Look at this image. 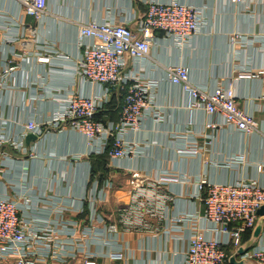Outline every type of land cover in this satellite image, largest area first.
<instances>
[{
    "label": "crops",
    "instance_id": "obj_1",
    "mask_svg": "<svg viewBox=\"0 0 264 264\" xmlns=\"http://www.w3.org/2000/svg\"><path fill=\"white\" fill-rule=\"evenodd\" d=\"M155 1L199 9L202 27L185 45L161 37L150 57L128 60L127 74L156 82L153 104L162 118L146 115L137 130L124 136L134 153L116 161L105 159L104 166L99 146H89L75 130L54 129L50 123L63 113L70 93H104L76 75L82 55L80 26L121 21L134 27V18L147 7L139 0H48L40 19L26 17L21 22L17 2L0 0V74L13 68L0 83V131L7 139L21 141L28 122L46 127L30 145L24 139L25 151L3 146L0 197L15 201L32 228H52L57 241L77 250L66 264H184L191 234L188 219L197 217L207 236L223 238L203 221L200 180L211 185L253 180L264 186V0H245L243 5L231 0ZM236 35L246 45L233 44ZM43 55L48 63L38 61ZM174 65L186 67L190 82L200 89L232 87L239 107L255 117L257 131L247 135L224 126L219 115L191 108L190 94L168 80L167 69ZM246 73L251 77H241ZM108 118V123L116 120ZM208 123L217 126L207 129ZM194 146L197 149L191 150ZM136 173L158 179L160 191L172 199L163 223L147 219L152 227H160L159 232L128 229L121 221L132 203ZM94 193L100 196L95 212L88 201ZM179 217L183 220L176 223ZM110 225L117 231H109ZM258 226L262 230L255 239ZM249 243V250L264 243V215H258L254 230L242 236V247ZM238 250L227 248L229 260L256 264ZM55 261L41 264H60Z\"/></svg>",
    "mask_w": 264,
    "mask_h": 264
},
{
    "label": "built area",
    "instance_id": "obj_2",
    "mask_svg": "<svg viewBox=\"0 0 264 264\" xmlns=\"http://www.w3.org/2000/svg\"><path fill=\"white\" fill-rule=\"evenodd\" d=\"M21 12L20 21L26 17L40 19L47 11L48 0H15ZM147 8L134 18V27L112 21H92L81 25L78 43L82 50L76 63V75L89 83L99 85L103 96L83 97L70 93L66 99L63 113L54 117L50 125L54 129L68 127L84 135L89 146L105 151L109 139L114 140L110 160L116 161L133 154L135 148L125 141V134L137 130L146 115L154 119L162 118L155 109L152 92L156 82L144 75L127 74L128 60L140 61L150 57L152 48L162 38L177 46L187 44L202 27L201 11L176 1L159 3L155 0H139ZM243 5L245 0H231ZM163 36H160V35ZM232 43L246 45L238 35L231 38ZM248 41V40H247ZM48 56H39L41 63L49 62ZM13 68L8 66L0 74V83L8 78ZM168 80L188 92L191 108L203 109L208 115H219L223 125L233 127L247 135L257 131V121L252 114L239 107L237 95L232 87L217 86L206 91L194 86L189 80V70L181 65L167 69ZM241 77H251L250 73ZM124 93L120 119L117 123H107L96 119L98 113L109 103L113 92ZM216 124L208 123L207 129H215ZM46 127L28 122L21 141L7 139L0 131V157L3 146L9 145L18 151H25L24 139L28 134L41 137ZM197 146V145H196ZM196 146L191 150H196ZM1 166V165H0ZM0 172H2L0 170ZM133 193L131 206L122 214L121 221L126 228L140 227L147 231L159 232V224L166 217L170 195L160 191L158 179H145L140 174L132 176ZM146 182V186L143 183ZM108 185V186H107ZM106 186L111 187V183ZM199 191L204 193L203 221L220 237H209L197 224V217L188 219L191 234L186 248L184 264H230L227 248L231 245L240 249L242 236L254 230L258 221V210L264 206V186L256 181H242L235 184L211 185L205 180L198 183ZM96 193L88 198L90 208L95 212ZM148 217L157 222L152 227ZM176 223L182 222L177 218ZM116 232L115 225L108 227ZM205 230V229H204ZM54 229L45 227L34 229L20 213L18 204L11 199L0 197V264H41L56 260L66 264L77 256V250L69 244L57 241ZM244 259L256 264H264V243L249 250ZM86 264H94L86 262Z\"/></svg>",
    "mask_w": 264,
    "mask_h": 264
},
{
    "label": "trees",
    "instance_id": "obj_3",
    "mask_svg": "<svg viewBox=\"0 0 264 264\" xmlns=\"http://www.w3.org/2000/svg\"><path fill=\"white\" fill-rule=\"evenodd\" d=\"M123 95L124 93H117L116 91H114L110 98L109 103L105 106L103 111L97 114L96 119L103 122L104 124H107L108 121H112V120H109L110 118H108V117H111V118L116 119L114 123H117L120 119V112H121V108L123 105ZM113 144H114V140L112 138L109 139L107 147L101 156L104 158V162H105V163L103 162L104 166L107 165L106 164L107 159L110 161L109 154L113 149Z\"/></svg>",
    "mask_w": 264,
    "mask_h": 264
},
{
    "label": "water",
    "instance_id": "obj_4",
    "mask_svg": "<svg viewBox=\"0 0 264 264\" xmlns=\"http://www.w3.org/2000/svg\"><path fill=\"white\" fill-rule=\"evenodd\" d=\"M37 138H38V137H37L36 135H34V134H28L27 137H26V145H30L33 141H36ZM257 214H258L259 216H263V215H264V206L261 207V208L258 210ZM261 230H262V227H261V226H258V227L256 228V230H255V232H254V238H255V239L259 236ZM250 247H251V243H249L246 247H241V248L238 250V255H239V256H244V255L249 251ZM230 264H243V262H242V261H241V262H240V261H237L235 257H232V258L230 259Z\"/></svg>",
    "mask_w": 264,
    "mask_h": 264
}]
</instances>
